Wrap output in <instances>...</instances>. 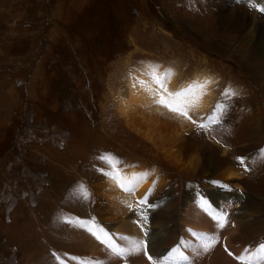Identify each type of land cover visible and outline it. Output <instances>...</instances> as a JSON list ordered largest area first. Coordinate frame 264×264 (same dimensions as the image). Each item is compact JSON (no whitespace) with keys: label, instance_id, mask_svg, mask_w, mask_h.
Here are the masks:
<instances>
[{"label":"rangeland","instance_id":"1","mask_svg":"<svg viewBox=\"0 0 264 264\" xmlns=\"http://www.w3.org/2000/svg\"><path fill=\"white\" fill-rule=\"evenodd\" d=\"M259 7L264 0H0V264L130 257L115 256L78 217L95 218L123 248L121 236L146 217L152 254L167 255L181 239L206 241L188 231L209 232L187 228L185 199L219 202L207 195L226 162L235 171L222 188L240 198L229 212L231 231L217 240L254 253L264 242ZM153 63L174 72L172 89L196 75L210 78L206 107H192L188 119L156 104V94L125 115L131 84ZM132 166L150 174L146 190L115 209L105 197L109 176ZM230 249L223 250L235 258Z\"/></svg>","mask_w":264,"mask_h":264},{"label":"bare ground","instance_id":"2","mask_svg":"<svg viewBox=\"0 0 264 264\" xmlns=\"http://www.w3.org/2000/svg\"><path fill=\"white\" fill-rule=\"evenodd\" d=\"M145 69H147L145 73L144 72L137 73L135 81L130 86L128 93L131 95V99L129 97L128 101H122L123 111H124L125 115L127 114V111L130 109L133 112H135L137 109L143 110L144 104L147 101H149V99H153L156 94L161 95L163 93H166L165 88L161 87L160 84L157 83V79H156L157 77H159L160 80L163 82V84L166 86L167 91H171V92H175V91H179L181 89H185L188 87L189 84H192L193 82H204L205 80L210 81V83H208L206 85V88L202 90L204 94L200 97L198 104L196 106H194L193 108L197 109V111H198V110H203L206 107V102H207L206 97L210 94L209 89H210V86L212 84V80L210 78H208L207 76L196 75L192 79L186 81L183 85L178 86V87H174L172 89L173 83L171 81V78L174 79L175 74L171 70V68L164 69L159 64L153 63L150 66H147ZM198 91H201V90H198ZM157 98L158 97H156L155 100ZM131 107H133V108H131ZM192 112H193V110H192ZM146 114H148V113H146ZM217 168H218V165L216 166L215 169H217ZM194 169H197V167H195ZM234 171H235V168L232 165L227 164V162H226L225 166L222 167L220 172L218 171L219 173H218L215 181H218L219 183H214L215 188H212L211 192L207 195V196L211 195L212 196L211 198L220 200L219 202H215V204L214 203L211 204V199H210V202L207 201L210 205L208 211L211 213V215L210 214L208 215L204 211V209H202L200 207L201 199L205 198L203 194H202L203 196L198 194L195 197H192L193 196L192 195V196L187 197L185 199V205L184 206H185V208H188V210L190 209V211H188L186 214V222L190 221V223L187 225V228L199 227V230L200 229L204 230V228L208 229L209 230V232H208L209 236H214L218 240H219V238L217 237V234H220V235H223L224 233L228 234V231H231L230 229L233 226V225H231L232 219H233V216H232L233 213L230 214L229 212H230L231 207L234 204V201L236 199H239L240 197L237 198L234 195L229 194L228 192L226 193L223 190L222 185H223V182H225L223 177L224 176L228 177L229 175H232ZM213 172H216V171L213 170ZM116 173H119V180H117L115 178ZM149 177H150V174L148 173V171L145 168H138V167H134V166L127 168L125 170H118L114 173H111L109 176L108 182L106 184L107 191L105 193V197H106L107 201L111 202L113 204V205L112 204L111 205L113 207H116L115 209H117V207H119L121 203H126L129 201L134 203L135 200H139L140 197H143V192L146 190L144 187H145V184L147 183L148 179H150ZM120 184H124V187L122 188L120 186ZM128 187H134V190L133 191H127L126 188H128ZM220 191H222L223 194ZM196 192H197V190H196ZM106 204H104V205H106ZM215 206H217L219 208L218 209L219 211H223L224 213L226 212V214H227V223L225 224V226L223 228L218 227V222L212 218V214H215L216 212H218L217 209H214ZM99 210H101V208H99ZM142 211H144V207L140 208L139 213L141 214ZM231 211H233V210H231ZM140 221H141L140 224L137 223V224L133 225L132 228H134V229H133L130 237L138 239V240H145V241L150 240L149 247L151 248V241L153 243V238H154V235H153L154 230H152L151 234L148 233L143 227H141V225H143V223H145V218H141ZM134 223H136V222L134 221ZM247 230L248 229H246L245 231H247ZM81 231L82 230H80V232ZM240 233H241V230H240ZM77 234H79V233H77ZM199 234H201V233H199ZM80 235H82V233ZM195 237H197V236H195ZM226 238H227V236H226ZM74 239H75V237H74ZM76 239H78V238H76ZM218 240H217L216 244L213 247H211L207 252L203 251V248L200 247L206 241H199L198 242L197 240H185V241H190L191 244L193 246H196L199 250V255H195L192 252L191 248H189L190 253H191V258H189V259L191 260L192 264H241L240 261H238L236 258L232 257L231 255H229V253H227L223 250L224 248L230 247L231 249H233V250L230 249L231 252H233V255L238 256V252L241 254V251H239L241 246L234 247L232 245V240H225L224 243H222L221 241L219 242ZM125 241H126V245L124 246V248L130 247L129 241H127V240H125ZM83 245H84V241H83ZM102 250H104V248H102ZM250 250H249V252L252 251V250L251 251ZM90 251H93V250L90 249ZM164 252L165 251H162V255L164 254ZM108 253H110V252H108ZM149 254H151V255L155 254L156 257L162 256L157 252L153 253V254L152 253H149ZM104 256L107 257L106 255H104ZM127 256H130V257H128L126 260H123V259L117 260L116 258L113 257L114 262L113 263L109 262V263H111V264H151V262L147 259V257L142 252L139 254H133V255H127ZM108 257H109V255H108ZM109 261H110V259H109ZM259 264H264V260L260 261Z\"/></svg>","mask_w":264,"mask_h":264},{"label":"snow or ice","instance_id":"3","mask_svg":"<svg viewBox=\"0 0 264 264\" xmlns=\"http://www.w3.org/2000/svg\"><path fill=\"white\" fill-rule=\"evenodd\" d=\"M258 10L264 12V7H259ZM156 79L157 83H159L160 86L165 88V91H167L166 86L163 84L160 78L157 77ZM208 83H210V81L207 80H205L204 82H193L192 84H189L188 87L185 89H181L175 92H168L167 96L160 95V98L156 101V103L164 105L169 109V111L183 115L188 119H192V117L189 115V111L192 107L198 104L200 97L204 94L202 90L206 88V85ZM232 94L235 95V93ZM193 122L195 123V121ZM218 122L219 120L216 117H212L209 120V123ZM199 127L201 129H204L205 127H207V124L201 123ZM261 154L264 155V149L261 150ZM99 159L105 161L110 166L115 167L116 161L114 157H111L110 155H104L99 157ZM237 159H239L242 164L244 163L242 158ZM115 178L119 180V173H116ZM213 183L219 182L213 181ZM120 186L123 188L124 184H120ZM126 190L133 191L134 187H128L126 188ZM78 192L80 197L83 199H87L90 195L84 185H80ZM143 202L146 203L147 201L145 200ZM129 207H131V205H129ZM200 207L205 211H208L210 205L206 200H203L202 198L200 201ZM212 218L218 222V227L220 228H223L227 223V214L223 211H218L215 214H212ZM64 219L66 222H73L67 220V218ZM75 222L78 223L81 227H84L100 243L105 245L113 254L122 258H126L127 255L139 254L142 252L151 262V264H181V262H187V264H192L191 260L189 259V256L185 254L183 249L191 248L192 252L195 255H199V250L196 246H193L190 241H185L181 239L179 244H177L168 251L167 255L157 256L154 258L153 255L149 254L148 242L145 240H138L132 237L121 236V239L127 240L130 243V247L123 248L115 243L112 238V234H110L101 225H99L95 221V218H92L89 221H84L78 217L76 218ZM141 227H143V225H141ZM188 231L191 232L193 236L199 235L202 238L206 239V242L200 246L205 252H207L217 242L216 237L209 236L207 233L197 234L192 229H189ZM229 254L232 255V253ZM235 258L240 261L241 264H259L260 261L264 260V242L259 244L254 253H248V250L245 249L244 253L236 256ZM56 259L60 260L61 258L59 256H56ZM71 259L80 261V264H103V262L95 260L93 258L71 257ZM61 264H65V262L61 260Z\"/></svg>","mask_w":264,"mask_h":264}]
</instances>
